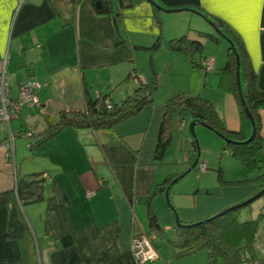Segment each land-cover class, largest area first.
<instances>
[{
	"label": "crops",
	"instance_id": "crops-1",
	"mask_svg": "<svg viewBox=\"0 0 264 264\" xmlns=\"http://www.w3.org/2000/svg\"><path fill=\"white\" fill-rule=\"evenodd\" d=\"M155 1L165 9H182L172 12L185 13L182 20H189L188 27L178 23L167 39L187 35L203 44L202 59L212 58L214 69L206 73L200 68L209 83L199 95L213 103L227 128L249 136L251 121L242 118L237 98L220 83L227 51L209 46L212 40L202 33L213 31V25L203 15L223 19L238 34L257 74V86L264 90V0ZM112 5L123 16L119 29L112 13L95 12L92 0L78 1L67 25L51 0H0V73L7 76L9 96L16 98L27 79L48 81L38 93V102L16 112L9 109V120L0 118V144L10 132L16 135L14 158H6L0 145V193L13 195L0 203V264H137L130 250L132 236L149 231L147 201L171 176L184 174L169 190L183 224L257 196H251L257 190L253 183L224 186L208 182L200 167L186 172L194 147L189 157L184 151L186 162L169 163L173 154L169 147L162 160L154 159L165 106L156 105L158 95L138 115L115 127L67 128L42 145L29 146L30 154L19 150L21 138L34 143L57 122L60 111L85 109V90L93 99L107 95L112 102H121L139 86L135 78L130 79L132 72L148 76L147 71H139L138 53L149 52L150 59L160 47L151 53L141 46H151L163 32L166 38L156 22L153 3L112 0ZM169 13H159L164 24ZM118 35L124 42L115 47ZM102 71L106 72L101 76ZM117 91L122 92L120 97ZM206 131L200 130L212 142L208 146L214 152L221 150L224 143L216 132ZM261 134L264 137V111ZM208 160L201 162L220 163ZM90 162L94 167L84 169ZM252 201L245 209L249 219L263 214V220L258 243L245 251L248 256L240 264H264V195ZM152 202L168 238L174 236L176 215L165 191ZM151 235L159 251L158 240L168 238ZM172 259L173 255L161 260L159 255L160 264H173ZM200 259L189 264H209L207 254Z\"/></svg>",
	"mask_w": 264,
	"mask_h": 264
},
{
	"label": "trees",
	"instance_id": "trees-1",
	"mask_svg": "<svg viewBox=\"0 0 264 264\" xmlns=\"http://www.w3.org/2000/svg\"><path fill=\"white\" fill-rule=\"evenodd\" d=\"M80 0H51L58 14L63 18L64 25L70 23L73 19L75 4ZM100 5H97V2ZM122 1V0H121ZM154 5L156 22L161 28V18L159 13L166 11L164 7L155 0H150ZM130 2V0H129ZM94 10L98 14L112 13L115 25L119 29V25L123 21L121 12H114L112 0H92ZM201 13V10H198ZM214 28L218 29L224 39L232 41L227 49V62L221 71L220 83L225 84L227 88L235 95L240 106V112L244 120H250L249 113L253 118L254 134L246 136L244 133L227 128L213 103L207 98L196 96H184L178 94L171 98V103H165L164 114L162 117L158 138L156 141L154 159L162 160L166 149L172 143L173 138V118L175 111L180 115H194V117L206 123V127L219 134L225 141L223 149H229V153L237 157L244 166L248 177L241 180L227 181L221 178V168H219L218 177L225 184L231 186L245 185L253 183L257 190L251 196L255 199L264 195V137L261 134L262 128V111H264V90L257 86V74L253 69L248 54L243 47L242 42L237 33L223 19L214 15H203ZM208 39L219 40L216 34L202 33ZM162 35L151 46H141L148 49L151 53L157 50L161 45ZM121 36L118 35L113 42V46L122 44ZM171 49L187 53L195 66L204 69V72H210L206 67L205 60H194L196 53L202 55L203 44L199 40L190 39L187 35L175 37L169 41ZM136 46V45H135ZM240 61V83L237 79V61ZM149 66L150 75H142L135 72L138 82V88L131 95H128L120 103L112 102L107 95L93 99L89 96V92L85 90L86 105L83 110H62L59 114L57 122L52 124L46 131L37 136L34 143L28 142V147L42 145L53 139L56 135L67 128L73 129H102L115 127L122 121L138 115L145 107L149 106L154 100L156 92L159 88V72L155 66L153 56H150ZM214 69V68H213ZM133 73V72H132ZM130 75V78H134ZM145 79L144 81L142 79ZM27 80H35L33 78ZM38 81V80H37ZM46 82V81H41ZM48 82V81H47ZM46 86V85H45ZM239 86H241V91ZM44 87V86H43ZM42 87V88H43ZM253 133V132H252ZM226 138L232 139L233 142H227ZM196 152H199V144L197 139L193 141ZM199 155V153H198ZM184 173V172H183ZM177 176L167 178L163 184L158 185L154 194L148 199V234L167 235L166 229L160 224L157 215L153 210L152 198L159 192H164L171 184L172 180ZM12 192H4L0 194V203L9 201L12 198ZM251 198V197H250ZM249 197L239 202L242 204L238 208L227 212L226 214L216 217L212 220L204 221L200 224L190 226H175V235L168 238V241L177 249L176 258L195 254L205 249L207 251L209 264H215L221 257L226 264H240L244 257L248 254L246 250L253 248L257 237L259 223L263 220V214L249 220H240L239 215L243 208L250 207L253 203L247 202ZM237 205V204H236ZM224 209L215 212L198 221L208 219ZM181 222V221H180ZM139 233V232H138ZM137 232L134 233L138 234ZM133 237V236H132Z\"/></svg>",
	"mask_w": 264,
	"mask_h": 264
},
{
	"label": "rangeland",
	"instance_id": "rangeland-1",
	"mask_svg": "<svg viewBox=\"0 0 264 264\" xmlns=\"http://www.w3.org/2000/svg\"><path fill=\"white\" fill-rule=\"evenodd\" d=\"M183 14L184 12H171L168 15L170 16L168 20H166L165 24L162 20L161 22V31L166 32V38L164 37V32L162 34V39H161V46L160 48L155 51L152 56L153 60L155 63V66L157 68V71L159 72V83H161V86L159 85V88L156 92V95H158L157 98V103L156 105H161L163 103H171V98L178 94H182L184 96H196L199 95L201 89L206 88L208 89V74L204 76L201 72L202 70L200 69L199 66H195L191 58L187 53L176 51L171 49L169 45V40L167 39L169 34L173 31H176V26L178 23L181 25V27H188L189 25V20H182L184 18ZM211 31V34H216L217 32L215 28L213 27ZM171 35V34H170ZM219 37L220 42H216V40L211 39L210 45L213 48L219 49V51L226 53L229 43L227 42L226 39ZM165 38V39H164ZM219 47V48H218ZM149 52L143 51V53H138V67L139 71L141 72L142 70L144 73L147 71V74L150 75L151 70L149 66ZM201 54L196 53L194 56V60L198 63ZM143 68V69H142ZM106 71L101 72V76L105 73ZM218 71H215L214 73H217ZM143 73V72H141ZM131 79V78H130ZM133 80V79H131ZM135 81V80H134ZM124 90V88H123ZM121 91H117L116 97H120L121 93H118ZM115 103H120L119 101H116ZM191 114H187L185 116L180 115L178 112L175 111L174 113V118H173V139L172 143L170 144L169 148L171 149L172 157L169 161H178L180 159L181 162H186V157L184 155V151L186 150V155L189 157L190 150L192 152L194 144L193 141L197 139L198 144H199V152H194L192 154V158L190 162H186V166L190 167L191 165L194 164L196 159L198 158V153H199V161L196 164L195 168H198L201 164V160H205L207 163H210L208 160V157L212 158L214 163H217L216 165L213 164H207V168L204 170H201V172L204 173L205 179L208 180V182L212 183H219V185H226V186H231L229 184H225L223 180L227 181H232V180H241L245 179L243 178V175L245 176L244 172V166L241 163V161L233 156L229 152V149H223L214 152L215 148L209 147L212 145V142L208 141V136H203L201 135L200 130H205V132H208V127L204 126L201 127V124H196L194 126V132L192 131L191 125L194 121H199L197 119H192L190 120ZM15 125V124H14ZM50 127V126H49ZM43 131H46L43 130ZM253 132V129H252ZM252 132L249 134L251 136ZM31 134V133H30ZM217 134V133H216ZM217 136L220 138V140L225 143L224 139L217 134ZM21 142L18 141V147L19 150L25 151L27 154H30L32 150H30L27 146L28 141H25L24 139H20ZM209 145V146H208ZM209 147V148H208ZM213 152H212V150ZM14 152L10 153V155L5 154L6 158H14ZM201 155V158H200ZM21 156V154H20ZM82 155H79V157ZM94 167V164L90 162L88 166H86L84 169H90ZM179 167V166H177ZM219 168H222L221 171V178L218 177V172ZM188 170V169H187ZM186 170V171H187ZM234 178V179H233ZM237 186V185H236ZM246 208H243L240 215L239 219L240 220H247L249 219V211L248 209L245 210ZM27 238L25 241V247L24 250L26 251L27 254ZM160 247H159V255H161V260H163L165 257L172 256L174 257V261L172 259L173 264H189L192 263V261H197L199 262L202 257V260L205 259V254L206 250H201L195 254L187 255L181 258H175V255L177 253V249L167 240V239H162L161 241L158 240ZM256 242L258 243V240L256 238ZM223 259L220 257L218 261H216L215 264H224ZM222 262V263H220ZM147 264H160L159 258L149 262ZM226 264V263H225Z\"/></svg>",
	"mask_w": 264,
	"mask_h": 264
},
{
	"label": "built area",
	"instance_id": "built-area-1",
	"mask_svg": "<svg viewBox=\"0 0 264 264\" xmlns=\"http://www.w3.org/2000/svg\"><path fill=\"white\" fill-rule=\"evenodd\" d=\"M206 67L209 70L214 68V60L212 58H207L205 60ZM132 76L139 80L135 72L132 73ZM145 80L144 78L142 79ZM8 80L5 73H0V118L10 119L11 112H16L22 108L27 103H35L39 101V91L43 86L47 85V82H41L37 80H26L24 81L16 98H11L8 94ZM15 141L16 135L14 132H10L1 141V146L5 149L7 155L15 152ZM207 168L206 163H201L200 169L204 170ZM93 194L92 191L88 192V196ZM154 236L148 234L147 232L141 231L138 234L133 235L131 239L130 250L134 256V259L137 264H147L159 258V251L154 244Z\"/></svg>",
	"mask_w": 264,
	"mask_h": 264
},
{
	"label": "water",
	"instance_id": "water-1",
	"mask_svg": "<svg viewBox=\"0 0 264 264\" xmlns=\"http://www.w3.org/2000/svg\"><path fill=\"white\" fill-rule=\"evenodd\" d=\"M97 5H100V2H99V1L97 2ZM184 9H185V8H184ZM186 9H188V8H186ZM165 10H166V11H169V12H172V11H180V10H182V9H165ZM215 30H216L218 33H220L218 29L215 28ZM226 40L228 41L229 44L232 45V41H230L229 39H226ZM239 64H240V61H239V59H238V61H237V65H238V68H237V79H238V81H239V83H240V67H239ZM239 88H240V91H241V86H239ZM247 112L249 113L250 121H251V123H252V125H253V118H252V115H251V113L248 111V109H247ZM196 124H201V125H203V126H207L206 123H204L203 121H194V122L192 123V125H191V128H192V131H193V132H194V126H195ZM253 134H254V131H253L252 135H253ZM226 141H227V142H233V140H232V139H229V138H226ZM197 162H198V159H196V161L194 162V164L191 165V166L188 168V170H187L186 172H189V171H191L192 169H194L195 166H196V164H197ZM183 175H184V174H181L180 176H178V177H176L175 179L172 180L171 184H170L169 187L166 189L165 194H166V196H167V202H168L169 206L172 208V210L174 211V213H175V215H176V224L179 225V226H180V225H182V226H190L191 224H183L182 222H180V219L178 218V216H177V214H176L177 212H176V210L174 209V207L172 206V204H171V202H170V199H169V190H170L171 186H172V185H173V184H174L179 178H181ZM263 191H264V190H263ZM0 194H1V193H0ZM260 194H261V193L257 194V196H260ZM254 199H255V197H252V198H250L247 202H251V201L254 200ZM241 205H242V204H237V205L231 206V207H229V208H226V209L220 211L219 213L215 214L214 216H211V217H209L208 219H205V220H202V221L194 222L192 225L200 224V223H202V222H204V221L212 220V219H214V218H216V217L222 216V215L226 214L227 212L232 211V210L238 208V207L241 206Z\"/></svg>",
	"mask_w": 264,
	"mask_h": 264
},
{
	"label": "flooded vegetation",
	"instance_id": "flooded-vegetation-1",
	"mask_svg": "<svg viewBox=\"0 0 264 264\" xmlns=\"http://www.w3.org/2000/svg\"><path fill=\"white\" fill-rule=\"evenodd\" d=\"M197 159H198V161H199V155H198V158H197ZM201 163H205V162H201ZM200 165H201V164H200ZM195 167H196V166H195ZM199 167H200V166H199Z\"/></svg>",
	"mask_w": 264,
	"mask_h": 264
}]
</instances>
